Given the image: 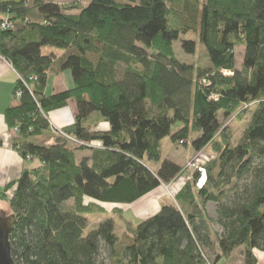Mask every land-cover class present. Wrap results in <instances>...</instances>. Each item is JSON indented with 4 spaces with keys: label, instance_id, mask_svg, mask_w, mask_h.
<instances>
[{
    "label": "trees",
    "instance_id": "16d2710c",
    "mask_svg": "<svg viewBox=\"0 0 264 264\" xmlns=\"http://www.w3.org/2000/svg\"><path fill=\"white\" fill-rule=\"evenodd\" d=\"M190 33L208 64L177 58L174 43ZM48 46L64 53L44 55ZM182 48L197 53L194 40ZM0 56L22 92L6 112L9 129L18 128L13 148L40 164L0 192L16 215L17 264H106L104 252L113 264H218L239 252L255 264V252H264V0H88L81 8L0 0ZM51 71L68 72L73 87L46 94ZM70 103L74 123L47 144L49 114ZM252 108L233 141L226 122ZM191 130L198 136L190 170L161 162V142L187 147ZM205 151L213 154L198 163ZM183 179L172 202L133 226L126 243L112 219L87 233L85 214L134 205Z\"/></svg>",
    "mask_w": 264,
    "mask_h": 264
},
{
    "label": "rangeland",
    "instance_id": "374dc122",
    "mask_svg": "<svg viewBox=\"0 0 264 264\" xmlns=\"http://www.w3.org/2000/svg\"><path fill=\"white\" fill-rule=\"evenodd\" d=\"M10 1H20V0H10ZM47 2H54V3H60L61 5H70V6H78V7H85L88 4V0H45ZM201 4L204 3V0H200ZM78 10L73 11V13H77ZM183 40H194L197 43V53L196 55H188L184 52L182 48V41ZM174 50L176 53V56L179 60L185 63H197L198 61L202 64H208L209 63V57L201 44L199 38L194 34L190 33L187 36H182L180 40L176 41L174 43ZM245 47H237V62L239 65V68L241 67L243 63V53H244ZM64 50L52 48V47H44L43 48V54L48 55L51 53L56 54L58 57H61ZM198 63V65L200 64ZM129 76H122L121 77V83L122 84H129L132 85V78ZM254 108H252L248 113L243 114L240 119L232 118L226 123L228 124V132L231 134V138L233 141L239 140L243 134L245 129L247 128L250 120V114L252 113ZM182 128L181 125H176L173 127V133L179 131ZM198 136L197 133H194L191 130V135L189 138V144L190 142L195 139ZM56 138V137H55ZM41 140V139H40ZM206 156L200 158L201 160H206L207 158H210V156L213 154L211 151H205L204 152ZM197 157L195 152H193V149L191 148V144L187 147L180 144H175L172 142L170 138H166L161 142V162L164 160H171L179 164L184 169L189 168L190 170V164L192 161ZM214 157V155H213ZM184 180V181H183ZM180 181V183L171 185V186H162L161 189L147 197L146 199H143L142 201L134 204V205H102L100 206L102 208L101 213H95L92 215L85 214V216L89 220V229L90 231L92 228L97 227L100 222L112 219L116 223V234L118 235L119 240L122 243H126L132 236V227L139 224L141 221H143L142 218H139V213L141 210H147L148 212L151 210V208L156 207L159 204H161L162 199L168 202H172L176 194L180 191L181 188H183L185 184V180L183 179ZM69 206L74 205V201H70L68 203ZM119 212L124 213V217L120 216ZM143 212V211H142ZM0 215L1 217H8L13 215V211L9 205L8 202L0 200ZM216 216V215H215ZM131 224L128 226V224ZM103 259L105 260L106 264H113V259L110 260V255L108 252L103 253ZM238 257V256H237Z\"/></svg>",
    "mask_w": 264,
    "mask_h": 264
},
{
    "label": "crops",
    "instance_id": "0c3cea01",
    "mask_svg": "<svg viewBox=\"0 0 264 264\" xmlns=\"http://www.w3.org/2000/svg\"><path fill=\"white\" fill-rule=\"evenodd\" d=\"M18 81L19 75L13 66L0 56V141L2 143L0 146V192L10 183L17 180L25 167L32 169L40 166L38 162L25 163L23 161L19 153L13 148V140L17 133H15L14 129H9L6 122L7 110L18 105V100L15 96ZM72 87L73 80L68 72L56 74L51 71L48 74V85L45 93L48 95L56 94L71 89ZM75 114V103H70L67 107L49 114L48 118L52 130L47 137V144L53 143L55 137L58 136V130H62L64 127L74 123ZM106 127L104 129H107ZM164 203L169 202L162 199L161 204L158 203L156 207L153 206L149 212L147 210H141L138 217L147 219L153 216L160 210ZM207 210L210 217L216 219V206L210 203ZM255 257V264H264V252H255ZM218 264L246 263L243 254L239 252L233 254L228 259L220 261Z\"/></svg>",
    "mask_w": 264,
    "mask_h": 264
},
{
    "label": "water",
    "instance_id": "95a60500",
    "mask_svg": "<svg viewBox=\"0 0 264 264\" xmlns=\"http://www.w3.org/2000/svg\"><path fill=\"white\" fill-rule=\"evenodd\" d=\"M16 215H0V264H17L12 254L11 235L15 227Z\"/></svg>",
    "mask_w": 264,
    "mask_h": 264
},
{
    "label": "built area",
    "instance_id": "2783aa9c",
    "mask_svg": "<svg viewBox=\"0 0 264 264\" xmlns=\"http://www.w3.org/2000/svg\"><path fill=\"white\" fill-rule=\"evenodd\" d=\"M8 27H10V25H9L8 22H4V23L2 24V28H3V29H8ZM225 74H226V75H229L228 73H225ZM15 96H16L17 100L20 99L21 96H22V92H20V91L17 92V93L15 94ZM14 131H15V133H17V132H18V128H17V127L14 128ZM206 160H208V159H206ZM206 160H201V159L199 158V159H198V161H199L198 163L205 162ZM206 181H207V177H206L205 172L203 171L202 174H201V178H200V180H199V187L202 188V187L205 185Z\"/></svg>",
    "mask_w": 264,
    "mask_h": 264
}]
</instances>
